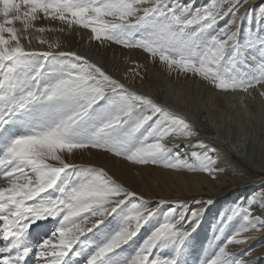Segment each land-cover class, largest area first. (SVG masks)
<instances>
[{
	"label": "snow or ice",
	"instance_id": "1",
	"mask_svg": "<svg viewBox=\"0 0 264 264\" xmlns=\"http://www.w3.org/2000/svg\"><path fill=\"white\" fill-rule=\"evenodd\" d=\"M245 3L211 0L194 8L180 0H0V181L5 182L0 184V264H27L29 256L37 264H73V257L85 253L84 264H187L205 209L176 202L136 250L125 254V246L168 201L147 207L143 196L105 168L72 162L78 151L98 150L134 166L203 172L212 179L224 171L216 167L215 149L203 142L190 153L169 146V140L198 135L187 117L87 57L55 51L59 43L37 37L50 50L27 49L30 29L57 30L37 27L35 21L90 29L101 44L141 49L169 71L199 76L223 92L250 93L264 85V35L244 36L234 27L248 17L239 15ZM259 13L264 22V6ZM225 16L230 19L224 26L206 36ZM241 59L252 71L238 70ZM140 68L137 64L130 72L142 78ZM259 199L264 203V194ZM49 218L56 227L34 247L30 229ZM233 218L243 223L205 264H245L229 245L246 243L251 238L246 233L264 231V214L254 216L252 208L237 204L218 231ZM185 221L191 230L178 227ZM156 250L170 254L161 257Z\"/></svg>",
	"mask_w": 264,
	"mask_h": 264
},
{
	"label": "rangeland",
	"instance_id": "2",
	"mask_svg": "<svg viewBox=\"0 0 264 264\" xmlns=\"http://www.w3.org/2000/svg\"><path fill=\"white\" fill-rule=\"evenodd\" d=\"M204 1L180 0L181 3H191L194 8L208 6L202 4ZM255 1L258 2V0H246L239 15L244 16L247 12L248 17L243 22L238 20L237 25H234V27L238 26L242 29L244 36L250 33L264 35V22H262L259 13V8L264 6V1L259 2L256 6L251 4ZM229 19L230 16L220 19L212 29L208 30L206 36L214 35ZM35 23L37 22L35 21ZM16 27L22 28L19 22ZM31 30L34 29H30L26 33L28 37H30ZM38 37L44 38L40 33H38ZM99 49L98 47L97 50ZM139 51L143 55L142 59L131 63L127 71L122 73L123 79L130 84L132 82L141 83L147 75L150 89L157 88L160 92L156 100L187 117L198 132L197 136L190 140L186 139L187 141L169 140V146L173 147L175 151L190 153L197 150L193 145L203 142L215 149L216 167L224 171L217 173V178L212 179L203 172L178 171L158 165L134 166L122 158L98 150L78 151L71 156V161L79 165L105 168L110 175L130 190L143 196L149 208L157 207L160 200L168 201V204L160 206L157 216L141 229L139 235L125 246V254H132L136 250L154 227L163 221V214L168 207L174 206L176 202H184L189 209H205L199 227L192 235V245L185 257L187 264H205L211 258L217 245L222 244L227 237L234 234L243 223L239 218H233L230 222H224L222 233L218 231L221 221L230 214V209L239 204L245 208H252L254 216L264 214V203L259 199L261 194H264V95H261L264 93V85L251 89L250 93L238 92L239 100H228L225 105H222L216 98H211L213 92L221 91L208 81L199 76L169 71L158 61L154 63L143 50L139 49ZM101 53L103 54L102 51ZM84 56L100 66L103 64L96 55L86 54ZM137 64L141 65L138 71L141 72L142 78L130 72L131 69L136 68ZM109 65L107 70L114 71L113 63L111 62ZM156 70L160 73L163 72L168 80L164 79L159 82L158 79L153 78L152 75ZM238 70L242 73L252 71L243 59L238 61ZM224 107L227 108L226 117L220 119L219 114ZM183 110L189 111V114L195 110L192 115L195 121L181 113ZM216 119L222 120V124L219 125ZM202 136L208 137L214 142V145L205 142L206 140L201 138ZM252 165L255 169L252 168ZM3 183L5 182L0 181V184ZM233 183L236 184V187L233 186ZM207 200H212L213 204L204 203ZM109 221L112 227L116 226V221H113L111 217ZM181 226L184 230H191L192 227L187 221L178 225V227ZM55 227L56 221L51 218L37 221L30 229L29 242L35 247L38 242L47 238ZM88 235L92 237L91 233ZM245 235L251 238L243 244L229 245L230 251L237 258L242 259L245 264H264V231L246 233ZM93 239L95 238L93 237ZM169 254L168 250L155 251V255L161 257H166ZM86 255L87 253L80 257H73V264H84ZM27 264H37L36 258L29 256Z\"/></svg>",
	"mask_w": 264,
	"mask_h": 264
},
{
	"label": "bare ground",
	"instance_id": "3",
	"mask_svg": "<svg viewBox=\"0 0 264 264\" xmlns=\"http://www.w3.org/2000/svg\"><path fill=\"white\" fill-rule=\"evenodd\" d=\"M262 1H264V0H258V2L255 1L251 4L256 6L259 2H262ZM210 3H211V0H205L202 4L209 5ZM36 22L37 23H35V24L37 27H49V28L57 29L56 31H49V32L43 33V37L46 40H48L49 42H51L53 44H55V43L60 44V48L55 49V51H65V52H73L74 51L78 54L86 53L88 55L91 54L92 56L96 55L97 57H99L101 59V61L103 63L102 66L106 70L110 67V65L108 66V64L112 62L113 65L115 66V69H114V71H112L110 73H112L117 78L121 79L122 82L128 84L129 87H131L135 91L149 95L155 99L159 97L160 92H159V90H157V88L150 89L149 84H148L149 82L147 80L148 79L147 75L145 76V79L143 78V81L141 83H138V82L133 83L132 82V84L125 81L122 77V73H124V71H127V68H129L131 66V63H133V61L138 62V61H140V59H142L141 57L143 55L139 51V49L124 48L121 45H118V44H115L112 42H108V41L107 42L105 41L104 43L101 44L100 42L95 41L94 39L91 38L92 33L90 32V29H84V28H81L79 26H72L71 28H69L68 26L63 25L58 21L53 22L50 20H45L43 18L38 19V21H36ZM237 23H238V21H237ZM60 28H63L64 30L59 31L58 29H60ZM37 37H38V33H36L34 30H31L30 37H29L31 39V44H28L25 41L24 42L25 47L27 49L36 50V51H49L50 49L47 47V45L40 44L38 42ZM98 47L100 48L99 50H97ZM101 51L103 52V54L101 53ZM152 77L155 79H158L159 82L161 80H164V79L168 80L167 78H165L164 73L163 72L160 73L158 70H156V72H154ZM166 82H168V81H166ZM156 85H157V83L155 84V86ZM212 94H213V96H211V98L212 99L216 98V100H218L219 103L222 105H225V102L228 100H232V99H238L239 100L240 99V98H238L239 95H237L238 92H234V93L230 92L229 93V92H223V91H221V92L215 91ZM183 102H184V99H183ZM172 104H173V102H172ZM215 105H216V103H215ZM177 107H178V105H177ZM188 109H190V108L188 107ZM193 111L194 112H192V114H189V111H186V110H183V112H181V113H183L184 115H188L189 117H191V119H193V121H195V119L192 117V115L195 113V110H193ZM226 112H227V108L224 107L219 114V116H220L219 118L221 119L224 116L226 117ZM255 119H256V116H255ZM216 122L219 125L222 124V120L218 121L216 119ZM201 138H205V140H206L205 142H209L212 145H214V142L211 141L208 137L202 136ZM252 168H254L253 165H252ZM237 174H238V171H237ZM233 186L236 187V184L233 183ZM154 208H156V207H154Z\"/></svg>",
	"mask_w": 264,
	"mask_h": 264
}]
</instances>
